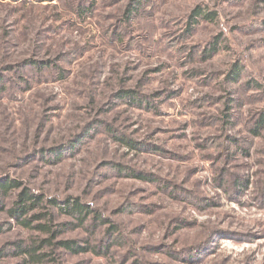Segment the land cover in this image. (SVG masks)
Returning a JSON list of instances; mask_svg holds the SVG:
<instances>
[{"label":"rangeland","instance_id":"374dc122","mask_svg":"<svg viewBox=\"0 0 264 264\" xmlns=\"http://www.w3.org/2000/svg\"><path fill=\"white\" fill-rule=\"evenodd\" d=\"M263 111L264 0H0V264H264Z\"/></svg>","mask_w":264,"mask_h":264},{"label":"trees","instance_id":"16d2710c","mask_svg":"<svg viewBox=\"0 0 264 264\" xmlns=\"http://www.w3.org/2000/svg\"><path fill=\"white\" fill-rule=\"evenodd\" d=\"M215 18V14L205 13L201 7L195 8L190 16L189 19V26L188 30L190 31L191 28H193L199 20L204 21H212ZM211 52H216V48H212ZM32 68H36L41 70L40 64H34ZM2 89V88H1ZM125 97H128V99L135 100L134 96H130L129 92L125 93ZM264 127V111L261 113L259 120H258V126ZM21 188V185L13 180H6L3 182H0V197L1 199H6L9 197V193L12 191L19 190ZM42 200V199H41ZM41 200L36 197L35 195L31 194L30 191L27 189H22L18 192L16 195V198L14 202L12 203V207L7 210L8 217L15 221L19 226L25 228V229H35L44 233H47L50 235V239L43 242V245L50 244L54 237L56 236L55 232L53 231V224L51 218L47 217L46 224H39L37 226H32L33 223L46 220V215L44 214H35L33 216H30L29 214L33 212L35 209L38 208L39 203ZM51 205H56L55 201L49 202ZM61 210H65L68 215L76 218L78 220L79 225H83L88 217L89 211L78 202L76 199H71V201H68V204H64V208H60ZM94 221L98 220V217H94ZM4 225H0V234L3 232ZM114 228H112L113 231ZM116 232H112L109 234L114 235ZM51 245V244H50ZM51 245L50 247H52ZM57 246L61 249H64L67 252L77 254L80 251H85L82 248H78L76 242L74 241H60L57 243ZM17 252L22 254L25 258V263L29 260L32 263L35 264H42L46 258L45 254H40V251L42 250L43 246H36V243L30 247H23L22 244H17Z\"/></svg>","mask_w":264,"mask_h":264}]
</instances>
